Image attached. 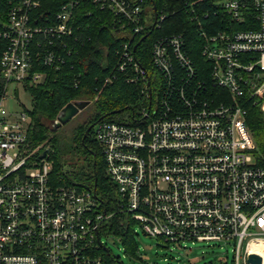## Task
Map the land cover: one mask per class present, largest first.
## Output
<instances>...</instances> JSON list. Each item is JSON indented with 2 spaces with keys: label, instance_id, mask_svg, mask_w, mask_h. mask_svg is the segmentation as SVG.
<instances>
[{
  "label": "built area",
  "instance_id": "built-area-1",
  "mask_svg": "<svg viewBox=\"0 0 264 264\" xmlns=\"http://www.w3.org/2000/svg\"><path fill=\"white\" fill-rule=\"evenodd\" d=\"M44 1L4 0L0 12V264H107L102 238L115 236L107 230L115 215L166 247L231 246L235 264H246L250 243L264 244V167L245 120L250 104L264 116V0H217L227 20L200 33L202 71L181 35L158 39L152 68L142 66L132 42L142 0H60L55 12ZM81 4L110 11L118 33L129 31L117 69L147 100L136 116L94 128L114 212L93 189L56 185L48 152L41 158L48 148L28 139L31 109L7 108L10 93L46 81L36 67L63 65L60 50L80 41Z\"/></svg>",
  "mask_w": 264,
  "mask_h": 264
},
{
  "label": "trees",
  "instance_id": "trees-1",
  "mask_svg": "<svg viewBox=\"0 0 264 264\" xmlns=\"http://www.w3.org/2000/svg\"><path fill=\"white\" fill-rule=\"evenodd\" d=\"M46 3L54 4L52 12H55L61 1L47 0L43 6ZM141 5L143 30L132 42L137 45L134 55L142 66L152 68L151 49L158 39L181 35L193 63L202 71L205 60L201 55L204 42L200 33L212 34L227 20L217 0H142ZM4 7V0H0L3 17ZM87 10L92 11L91 17L84 15ZM75 16L79 17L77 21L83 29L76 33L78 37L81 35L79 42L74 44L69 40L72 44L69 52L60 50L63 65L58 70L41 65L36 67L37 71L47 74V79L43 84L28 89L32 103L28 139L33 147L48 148L52 180L56 185L93 189L107 210L114 212L117 193L106 175L94 128L102 121L121 122L127 115L136 116L147 100L142 86L127 82L126 75L117 69L122 44L131 37L129 31L121 35L110 11H100L87 4H81ZM161 16L163 20L154 25L155 19ZM65 40L67 38L63 37L60 42ZM5 47L6 42L0 37V56ZM1 92L0 80V95ZM76 101L89 102L85 108L90 110L87 122L67 132L54 131L53 122L58 112ZM245 120L256 146V163L264 167V116L257 106L250 104ZM135 226L125 216L115 215L107 230L119 237L124 253L136 259L139 247ZM102 254L107 264H121L111 255Z\"/></svg>",
  "mask_w": 264,
  "mask_h": 264
},
{
  "label": "rangeland",
  "instance_id": "rangeland-1",
  "mask_svg": "<svg viewBox=\"0 0 264 264\" xmlns=\"http://www.w3.org/2000/svg\"><path fill=\"white\" fill-rule=\"evenodd\" d=\"M12 97L7 104L10 111H20L22 107L31 109V97L22 89L10 93ZM89 109H84L72 118L66 125L61 126V133L69 131L89 118ZM56 130V131H57ZM136 240L139 247L137 258L127 256L118 237L108 236L102 238V243L110 251L111 255L119 258L121 264H235L231 246H220L211 243H187L188 251L180 250L174 245L166 247L157 240L142 233L138 225L135 226Z\"/></svg>",
  "mask_w": 264,
  "mask_h": 264
},
{
  "label": "water",
  "instance_id": "water-1",
  "mask_svg": "<svg viewBox=\"0 0 264 264\" xmlns=\"http://www.w3.org/2000/svg\"><path fill=\"white\" fill-rule=\"evenodd\" d=\"M88 105L89 102L87 101H76V102L68 103L58 112L53 122V130L55 131L59 129L61 126L68 123L78 113L83 111ZM88 131L89 129L86 131V134L88 133ZM47 152L48 151L45 150L42 153L41 158L45 157ZM246 264H264V258H262L260 255L251 253L247 256Z\"/></svg>",
  "mask_w": 264,
  "mask_h": 264
},
{
  "label": "bare ground",
  "instance_id": "bare-ground-1",
  "mask_svg": "<svg viewBox=\"0 0 264 264\" xmlns=\"http://www.w3.org/2000/svg\"><path fill=\"white\" fill-rule=\"evenodd\" d=\"M250 252L260 255L262 258H264V244L262 243H250L249 248Z\"/></svg>",
  "mask_w": 264,
  "mask_h": 264
},
{
  "label": "flooded vegetation",
  "instance_id": "flooded-vegetation-1",
  "mask_svg": "<svg viewBox=\"0 0 264 264\" xmlns=\"http://www.w3.org/2000/svg\"><path fill=\"white\" fill-rule=\"evenodd\" d=\"M85 123V122H84Z\"/></svg>",
  "mask_w": 264,
  "mask_h": 264
}]
</instances>
